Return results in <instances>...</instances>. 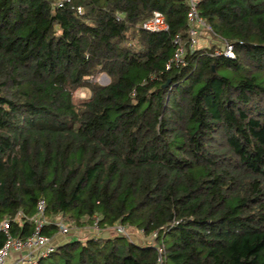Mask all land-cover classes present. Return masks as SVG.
Here are the masks:
<instances>
[{
	"label": "trees",
	"instance_id": "1",
	"mask_svg": "<svg viewBox=\"0 0 264 264\" xmlns=\"http://www.w3.org/2000/svg\"><path fill=\"white\" fill-rule=\"evenodd\" d=\"M154 11L167 31L142 29ZM187 13L0 0V223L28 237L39 200L50 238L98 219L37 264H264V0H199L212 40L193 49Z\"/></svg>",
	"mask_w": 264,
	"mask_h": 264
},
{
	"label": "built area",
	"instance_id": "2",
	"mask_svg": "<svg viewBox=\"0 0 264 264\" xmlns=\"http://www.w3.org/2000/svg\"><path fill=\"white\" fill-rule=\"evenodd\" d=\"M188 6L187 13V22L190 26V36L191 41L189 48L193 49L196 45H198V39L200 36L199 28L203 27L208 33L209 28L206 27L205 23L198 16L197 13V5L199 0H185ZM64 3H70V0H64ZM62 4H59L61 7ZM77 12L81 13V9L77 8ZM142 29L151 32H164L168 30L167 23L163 14L159 11L152 12V15L149 19H147L142 24ZM205 32V36L207 41H211V36ZM207 42V44H208ZM173 43L176 45V52L174 54L173 61L176 64L180 63V57L183 53V49L180 47V38L176 36L173 39ZM222 49L221 52H216V55L223 54V56L227 58H234L233 54V45L226 42L221 41ZM34 224V228L32 233L24 238V239H13L9 234V223L8 221H2L0 223V231L6 237V241L3 246L0 248V264H7L9 260L13 258V255L16 254V258L13 260L14 264H37L38 261L42 258L47 257L49 254L53 253L56 247V244L53 243L52 238L45 236L42 234V231L45 226L50 224V221L47 219L45 215V203L42 200H39L35 205V213L31 219ZM94 224L92 225V229L98 235V219L96 217L93 218ZM57 226V233L61 236L68 237L71 234V228L66 225L60 218H57L53 222ZM117 234H122L128 238H130V233L128 230L122 225H116L115 227ZM141 233V232H140ZM142 234V233H141ZM161 249H158V254L161 256ZM160 258V257H159Z\"/></svg>",
	"mask_w": 264,
	"mask_h": 264
},
{
	"label": "rangeland",
	"instance_id": "3",
	"mask_svg": "<svg viewBox=\"0 0 264 264\" xmlns=\"http://www.w3.org/2000/svg\"><path fill=\"white\" fill-rule=\"evenodd\" d=\"M202 30H204V29H199V31H202ZM200 39H204V40L207 41L205 35H203L202 37L199 38V41H198L199 44L201 42ZM220 73L221 74H224V75H228V72L223 71V70L220 71ZM96 81L98 83L102 84V85H105V84L108 83V79L104 75L100 76ZM88 96H89V93L86 90H84V89L83 90H80V91H78L76 93V97H78V98L84 99V98H87ZM70 230H71L70 232H71L72 235H74V236L76 235L81 240L85 239L87 236L96 235V233L94 232V230L92 229V227H90V225H85V226H81V227L71 226V229ZM129 233H130V238H132V239L136 237L135 234H138V235L142 236V234L140 232H137V233L129 232ZM142 238H143V236H142ZM143 240H144V238L141 241L143 242Z\"/></svg>",
	"mask_w": 264,
	"mask_h": 264
},
{
	"label": "crops",
	"instance_id": "4",
	"mask_svg": "<svg viewBox=\"0 0 264 264\" xmlns=\"http://www.w3.org/2000/svg\"><path fill=\"white\" fill-rule=\"evenodd\" d=\"M201 40V42H200V44H201V46H206V44H207V41L206 40H204V39H200ZM105 234L106 233H103V235L105 236ZM136 235V237H135V240L138 242V243H142V236H140V235H138V234H135ZM73 235L72 234H70L68 237H64V236H61L60 234H58V233H55L54 235H53V237H52V241H53V243L54 244H61V243H64L66 240H68V239H70L71 237H72ZM144 241V240H143ZM16 254H14L13 255V258L11 259V260H9L8 261V263L7 264H14V262H13V260L16 258V256H15Z\"/></svg>",
	"mask_w": 264,
	"mask_h": 264
}]
</instances>
